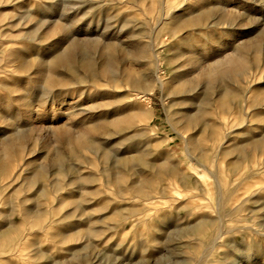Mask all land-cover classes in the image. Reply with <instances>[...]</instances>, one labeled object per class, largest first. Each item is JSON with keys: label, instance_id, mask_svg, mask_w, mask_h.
Returning a JSON list of instances; mask_svg holds the SVG:
<instances>
[{"label": "rangeland", "instance_id": "1", "mask_svg": "<svg viewBox=\"0 0 264 264\" xmlns=\"http://www.w3.org/2000/svg\"><path fill=\"white\" fill-rule=\"evenodd\" d=\"M203 9L210 11L206 23L210 21L217 26L212 29L197 30L198 32L188 33L184 30L183 33L189 35H184L183 38L188 37L190 43L174 44L170 37L167 39L173 25H166L161 28L163 30L158 39L161 41L166 38V45L171 47L169 53L167 48L163 49V57L179 56L177 63L182 66L179 70L191 73L201 66L212 67L217 60L231 55L233 49H240L251 42H259L257 51L249 50L247 54L249 62L253 63L249 66L255 64V70L250 71L255 77L252 93L247 100V110L250 112L249 105L251 106L256 98L260 97L264 104V89L259 90L264 87V0H0V153L5 150L4 143L14 141L17 136L24 139L22 144L26 148L21 159L11 166L5 176L0 177V187L3 188L0 192V213L3 214V218H0V230L5 229L6 226L21 227V231L30 234L23 242L21 255L10 257L9 252L2 253L0 264H48L44 260L37 262L32 259L33 249H39L46 254L52 264L56 262L87 264L91 260L92 263L97 261L99 264L202 263H198L202 254V249L197 243L198 238L188 237L179 240L176 231L195 224L202 217L215 218L220 189L216 179L196 160L188 157L184 143L175 134L173 126L167 119V111L177 114L175 116L177 121L181 118L180 115H185L188 110L192 116L199 118V124L195 126L198 131L202 129L204 123L214 125L218 118H227L230 123H238L245 107L235 108L231 102L228 113L224 112L217 102L226 85L220 82L209 84L208 79L205 78L199 79V88L202 87V91L201 95L196 97L193 106H185L184 110L174 107L175 101L173 95L169 93V88L174 87L176 81L173 80L172 66L165 62L161 67L160 76L166 84V89L157 86L153 94L141 92L138 96L143 107L149 103L153 109V118L145 117L139 123L143 133L141 141L150 155L147 153L146 156L141 151L130 156H133L137 162L143 159L149 166L157 167L160 154L171 155L173 163L179 167V176L172 179L174 182L169 181L174 184L166 198L157 199L156 191L152 193L153 200L132 204L141 211L138 217L116 225L115 229L97 224L96 227L101 231V235L91 239L77 238L62 245L59 244V239L53 240V237L64 232L66 227L70 229L77 219L66 225L51 226L46 233L40 234L36 231L38 229L33 227L32 221L24 220L22 212L39 204L41 207H37V210L49 213V219L57 221L74 209L73 206L64 207L60 204L63 200L78 197L74 188L65 187L60 193L50 191V186L57 184L60 179L56 175L50 176V173L54 174L56 171L52 160L58 152H63L66 168L77 164L78 156L75 157L72 153L67 138L76 137L75 134L81 132L85 134L86 128L93 125V122L102 115L101 111L115 102L114 96L92 99L87 95L79 96L77 92L79 89L73 88L69 91L70 96L66 98L68 103H63L61 95L66 93L65 89L47 81L51 74L53 77H58L63 70L36 67V63L46 61L47 64L55 58L56 53L71 48L72 44L89 45L92 47L90 51L85 52L84 48L80 47L78 53L99 59L100 54L97 50L103 47L116 32L122 30L124 21L146 24L149 18H159L168 14L180 21L188 16L202 14ZM120 38L125 43L124 48L134 50L131 40L125 38V31ZM121 61L122 65L120 66V63L118 67L122 70L124 65L130 71L134 69L132 61L125 53L121 54ZM228 84L229 88L238 89L239 85H234L232 81ZM239 84L241 88H245V84L242 82ZM76 101H80L84 111L92 112V108L97 107L94 116L76 111L78 109H74V105L69 106ZM203 101L209 103V109L205 113L203 106L206 105L202 104ZM112 107H117V104ZM107 108L113 111L110 107ZM255 113H263V110H257ZM115 116L111 114V118ZM260 131L261 129H258L256 132L260 133ZM115 132L110 128L108 134H113L112 137H107L102 131L86 133V135L94 138L95 142L99 141L102 144V151L115 154L126 148V145L122 146V141L115 136ZM202 138L201 149L206 150L211 143L205 136ZM234 147H241L247 152L252 151L249 144L241 139H235L227 150H232ZM12 152V148L6 149L4 156L11 157ZM198 153L201 155V152ZM255 153L256 151H253L252 155ZM82 154L94 161L98 170L104 167L102 156L98 155L96 158L93 154L85 152ZM238 155V152H233L223 157L219 182L224 187L228 209L245 205L241 209L238 221L229 224L232 229L242 231L228 235L226 229L217 251L211 256V261L223 264L224 260L232 262L241 257L243 259L241 264H264V238L249 229L256 230V224L264 222L261 214L264 211V193L244 204L245 198L251 195V193L246 194L245 185L240 188L237 186L236 192L233 191L232 183L236 176L231 167L237 163ZM22 160L32 163L29 171L33 174L40 169H44L47 173L43 181L48 192L47 200L37 196L35 188L23 186L27 177L25 174L17 178L13 184H9L18 167L23 165ZM211 162L215 163L212 157L210 166ZM214 167L215 165L212 168ZM144 171L146 177L155 180L157 184V179L154 178L151 170ZM87 172L89 171H84ZM183 175L190 176L193 185L187 184L188 181L187 183L184 181ZM68 179L69 177L65 178L63 182L67 183ZM103 180L101 176V181ZM196 182L199 184L198 189L194 185ZM252 183H258V180L254 182L252 180L249 186H253ZM101 186L99 185V188ZM15 189L18 190L13 193ZM108 194L94 199L93 202L101 205L109 198H117L114 189L109 190ZM9 200L12 201L11 206L16 208L15 212H10L11 206L7 205ZM125 205L116 201L110 204V207ZM252 212L256 217H250ZM106 213L109 214L110 210L93 214L96 218H100ZM177 215L181 219L177 220ZM106 224L111 228L114 226L111 222ZM242 227L245 229H241ZM161 228L170 229V240L163 245L157 243L161 235L158 230ZM187 245L194 249L189 250ZM232 248L239 250L237 255L239 257L232 255ZM260 249L262 252L258 251Z\"/></svg>", "mask_w": 264, "mask_h": 264}, {"label": "bare ground", "instance_id": "2", "mask_svg": "<svg viewBox=\"0 0 264 264\" xmlns=\"http://www.w3.org/2000/svg\"><path fill=\"white\" fill-rule=\"evenodd\" d=\"M209 15L210 11L208 12V10L203 9L202 14L193 15L192 17L188 16L180 21H177L171 14L161 15L159 18H149L146 24L124 21L122 30L116 32L103 47L97 50L98 54H100L99 59H95L84 53H78L80 47L84 48L85 52L90 51L92 47L89 45L72 44L71 48L56 53L55 58L47 62V64L46 61L36 63V67H48L51 70L61 68L63 70L60 76L53 77L51 74V77L47 78V81H51V84L63 87V90L65 89L66 93L61 95L63 103H68L66 98L70 96L69 91L73 88L79 89L77 91L79 96L87 95L91 99L110 96L112 98L114 96L115 99L114 103L109 104V106H106V109L101 111L102 115L99 116V119L94 121L93 125L86 128L85 134L81 132L75 134L76 137L67 138L69 140L68 144L72 148V153L75 157L78 156L77 164L66 168L65 154L58 152L54 156L52 163L56 171L54 174L50 173V176L56 175L60 179L57 184L50 186V191L53 190L56 193H60L65 187H71L75 189L78 197L60 202L61 206H73L74 209L65 213L57 221H51L49 213L37 210V207H41L39 204H36L35 208L23 211L24 220L32 221L33 227L38 229L36 230L37 233L44 234L51 226L66 225L77 219L75 224L70 226V229L66 227L64 232L55 235L53 240L59 239V244L62 245L66 241H72L81 237L91 239L101 235V231L96 227L97 224L115 229L116 225L123 224L141 214L140 209L132 204L153 200L154 196L152 193L156 191L158 195L157 199H165L166 195L172 191L174 184L172 183L174 182L172 179H176L179 176V167L173 163L171 155L160 154L157 160V167L149 166L143 159L141 162H137L133 156H130L134 153L139 154L141 151L146 156L147 153L150 155L148 150L146 152L144 144L141 141L143 133L141 132V128H139L141 127L139 123L145 117L152 119L153 109L149 103L143 107L139 102L138 96L141 92L153 94L157 86H161L163 90L166 89V84L160 76L161 67L163 62H165L167 65L172 66L173 80L176 81V85L169 88V93L173 95L175 101L174 107L184 110L185 106L190 107L194 105L196 97H199L202 91V87L199 88L200 85L198 83L200 78L208 79L209 84L220 82L226 85L223 92L218 96L217 102L219 108L224 112L228 111L231 102L235 108L245 107V110H242L238 123H230L227 118H218L214 122V125L204 123L202 129L198 131H196L195 126L199 124V118L192 116L188 110L185 115H180L181 118L177 121L175 119L177 114L169 110L167 111V119L173 126L175 134L184 143L188 157L196 160L198 164L216 179L220 189L216 217H202V219L193 225L177 229V237L179 240L183 238L187 239L188 237L198 238L197 240L199 241L197 243L200 245L199 248L202 249L198 263H219L214 260L211 261V256L217 251L226 229H228V235L242 231L232 229L229 224L230 222L238 221L241 209L245 206L241 205L236 209H228L223 192L224 187L219 182L221 160L230 153H239L237 163H234L231 167L236 176L235 181L237 182L235 183L233 180L232 188L236 192L235 187L237 188L238 186L240 188L245 185L246 194L251 193V195L249 198H245L244 204L248 201L250 202L253 198H258L260 194L264 193V104H262L263 100L258 97L253 101L251 106L249 105L250 112L247 110L248 96L252 93L254 87L252 84L255 82V77L250 72L251 70H255V64L251 66V69L249 64L253 63L249 62L247 54L249 50L257 51L260 45L259 42H251L247 46L240 47V49H233L231 55L217 60L212 67H199L196 70V77V71L190 73L186 70H179L182 67L177 63L179 56L163 57V49L167 48L166 50L169 53V48L171 47L166 45V40L169 37L174 44L178 42L188 44L190 41L188 37L183 38L184 35H189L188 33L191 31L198 32L197 30L216 27L217 25L215 26L210 21L206 23ZM168 24L173 25V28L169 32L167 39L164 38L160 41L158 37L163 30L161 28ZM123 30L125 31V38L130 39L131 44L134 45V50L130 51V49H126L127 47L124 48L125 43L120 38L124 32ZM184 30L188 33H183ZM123 53L132 61L134 67L132 71L126 69V65L123 66V70L118 67L122 62L121 54ZM229 81H232L234 85H239L238 89L229 88ZM239 82L245 84L244 89L240 87ZM262 89L264 87L259 88L260 91ZM115 104H117V107L113 108L112 106ZM202 104L206 105L203 106L205 113L209 109V103L203 101ZM72 105H74V109H78L76 111H81V113H85L87 116L91 114L94 116L97 109V107H94L92 108V112L84 111L82 110L80 101H76L69 106ZM107 107H110L113 111ZM257 110H263V113H255ZM253 113L255 114L253 115ZM111 114H115L116 116L111 118ZM110 128L116 131L115 136L122 141V146L126 145V148H123L124 151L120 152L119 150L115 154L102 151V144L99 141L95 142L94 138L86 135V133L102 131L107 137H112L114 136L113 134H108ZM258 129H261L260 133L256 132ZM204 136L211 143V146L206 150L201 149L202 137ZM235 139H241L246 144H249L252 151L247 152L241 149V147L227 150ZM22 140L24 139L17 136V138H14V141H6L4 143L3 148L5 150L3 153L2 151L0 153V177L5 176L11 166L17 163L23 156L26 148L23 147ZM10 148L13 149L11 157H8L9 155L4 156L6 149ZM253 151H256L254 155H252ZM83 152L93 154L96 158H98V155L102 156L104 167L98 170L95 162L87 156L84 157ZM198 152H201V155ZM211 157L215 163L212 164L211 162L210 166ZM250 158L252 159L250 160ZM31 165V162L24 160L23 165L19 166L17 172L11 177L9 184H13L17 178L25 174L27 177L23 186L26 187L27 185L28 187L35 188L36 195L40 196L41 199L47 200L48 192L46 184L43 183L47 173L44 169H40L33 174L29 171ZM213 165H215L214 168H212ZM145 169L151 170L154 178L157 179V184L155 180L146 177ZM85 170L89 172L84 173ZM101 176L104 179L103 181H101ZM67 177H69L68 182H63ZM183 178L186 183L188 181L187 184L193 185L190 176L183 175ZM170 180L172 182H169ZM252 180L253 182L258 180V183H252L254 185L249 186V182ZM99 185L102 186L99 188ZM194 185L198 189L199 184L196 182ZM111 189H114L117 198H109L101 205L96 204L95 201L93 202L96 198L109 195L108 191ZM17 190H13V193H16ZM1 191H3L2 187H0ZM116 201L123 202L126 205L111 208L110 204ZM7 205L11 206L12 201L9 200ZM108 210H110V213H106L100 218H96L93 214L103 213ZM15 211L16 208L11 206L10 212ZM252 213L250 217H256V214ZM261 214L263 215L262 218H264V211ZM2 215L0 213V218H3ZM176 219L179 220L181 218L177 215ZM106 222L114 223V226L111 228ZM238 223L241 224L242 222ZM256 228V230L249 229L264 238V222L263 224H256ZM241 229L245 228L242 227ZM169 230V228L158 230L161 233L157 239L159 245H163V243L170 240ZM28 236H30L29 232L25 233L23 230L21 231V227L6 226L5 229L0 230V256L2 253L9 252L10 257H19L23 251V242L27 240ZM188 249L193 250L194 248L189 246ZM238 251L237 248H232V255L234 257L237 256ZM258 251L262 252L261 249ZM32 253V259L35 261L44 260L48 264H52L46 257V254L40 252L39 249H33ZM241 260H243L241 257L232 262L224 260L223 264H241ZM55 264L61 263L56 262ZM87 264L99 263L97 261L92 263L91 260ZM121 264L124 263L122 262ZM175 264L186 263L177 262ZM219 264H222V262Z\"/></svg>", "mask_w": 264, "mask_h": 264}]
</instances>
